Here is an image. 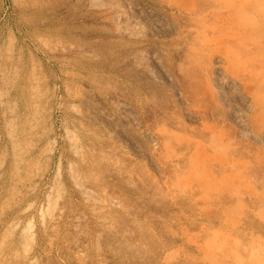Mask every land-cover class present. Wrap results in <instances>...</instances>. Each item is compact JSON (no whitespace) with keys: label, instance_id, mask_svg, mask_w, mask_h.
<instances>
[{"label":"rangeland","instance_id":"obj_1","mask_svg":"<svg viewBox=\"0 0 264 264\" xmlns=\"http://www.w3.org/2000/svg\"><path fill=\"white\" fill-rule=\"evenodd\" d=\"M263 256L264 0H0V264Z\"/></svg>","mask_w":264,"mask_h":264},{"label":"bare ground","instance_id":"obj_2","mask_svg":"<svg viewBox=\"0 0 264 264\" xmlns=\"http://www.w3.org/2000/svg\"><path fill=\"white\" fill-rule=\"evenodd\" d=\"M238 1V0H237ZM236 7V6H235ZM214 8V7H213ZM231 9V8H230ZM235 10V9H234ZM239 12V11H238ZM230 13V12H229ZM203 14V13H202ZM215 14V13H214ZM202 17V16H201ZM263 20V19H262ZM211 22V21H210ZM262 22V21H261ZM236 23V22H235ZM254 24V23H253ZM239 25H240V23H239ZM238 25V26H239ZM260 25V24H259ZM228 26V25H227ZM224 27V26H223ZM229 27V26H228ZM255 30V29H254ZM225 31V30H224ZM239 31V30H238ZM237 32V31H236ZM241 32V31H240ZM252 33V32H251ZM242 34V33H241ZM213 35V34H212ZM208 36V35H207ZM233 36V35H232ZM249 36V35H248ZM262 36V35H261ZM210 37H211V35H210ZM233 37H235V36H233ZM247 38V37H246ZM245 38V39H246ZM210 39V38H209ZM212 40V39H211ZM246 43V42H245ZM258 44V43H257ZM233 46V45H232ZM244 46V45H243ZM261 47V46H260ZM262 48V47H261ZM261 53V52H260ZM246 54V53H245ZM260 63V62H259ZM261 71V70H260ZM258 84V83H257ZM258 90H259V88H258ZM263 93V92H262ZM256 96V95H255ZM116 103V102H115ZM202 151V150H201ZM200 152V151H199ZM204 152V151H203ZM176 153V152H175ZM220 155V154H219ZM199 156V155H198ZM222 159V158H221ZM226 160V159H225ZM232 160V159H231ZM237 160V159H236ZM237 162V161H236ZM234 163V162H233ZM241 165V164H240ZM239 173V172H238ZM242 173V172H241ZM233 176V175H232ZM231 177V176H230ZM219 180V179H218ZM226 186V185H225ZM259 253V252H258ZM264 257V256H263Z\"/></svg>","mask_w":264,"mask_h":264}]
</instances>
